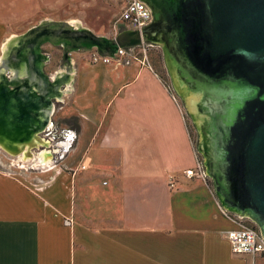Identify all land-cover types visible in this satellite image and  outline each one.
Segmentation results:
<instances>
[{
  "label": "crops",
  "instance_id": "obj_1",
  "mask_svg": "<svg viewBox=\"0 0 264 264\" xmlns=\"http://www.w3.org/2000/svg\"><path fill=\"white\" fill-rule=\"evenodd\" d=\"M42 12L43 0H0V55L12 26ZM71 57L61 165L34 180L0 169V264H264L231 251L244 217L185 176L198 150L164 76L147 61Z\"/></svg>",
  "mask_w": 264,
  "mask_h": 264
},
{
  "label": "water",
  "instance_id": "obj_2",
  "mask_svg": "<svg viewBox=\"0 0 264 264\" xmlns=\"http://www.w3.org/2000/svg\"><path fill=\"white\" fill-rule=\"evenodd\" d=\"M154 14L175 94L195 108L206 179L221 207L250 218L264 239V0H137ZM122 29L113 38L76 23L44 20L3 44L0 55V147L10 155L43 145L55 102L69 94L72 53L147 39ZM61 49L59 71L45 72L42 46ZM42 140V141H41Z\"/></svg>",
  "mask_w": 264,
  "mask_h": 264
},
{
  "label": "rangeland",
  "instance_id": "obj_3",
  "mask_svg": "<svg viewBox=\"0 0 264 264\" xmlns=\"http://www.w3.org/2000/svg\"><path fill=\"white\" fill-rule=\"evenodd\" d=\"M121 9V0H43L42 16L38 18H23L18 20V23L12 26L11 30L13 32L7 37V39L24 33L31 27L37 25L39 22L44 20H59L76 23L83 27L91 29V31L95 35L113 38L120 30H122L120 25L117 23L118 16L121 13ZM148 44V42L144 44V56H142L143 54H141V51H138V57L140 58L139 60L147 61V63H150L149 65L152 68L158 70V72L164 76L166 82L170 85V88L174 92L172 84L173 80H170V77L168 76L165 67L166 63L164 61L162 45ZM42 51L49 57V62H47V64L45 65V72L52 75L57 70L59 71L58 62L60 61L62 56L61 49L50 44H45L42 46ZM92 51L94 50L88 52L92 53ZM174 95L175 98L177 97V100L179 101L181 107L186 112L185 116L186 122L188 124L189 136L198 150L202 144V141L198 136L199 124L197 122L191 121V117L197 116L195 108L191 107L187 100L181 101L179 97L175 94V92ZM66 96L67 95H63L62 97L63 100L65 99V103L63 105L61 103L55 102V111L51 116V121L54 123L56 129H58L59 132L65 131V133L67 134V130L72 127L74 128L75 124L73 122V118H71L72 116L66 115ZM51 133H54L53 130L51 131ZM51 133L48 134V131H46L41 134L40 137L43 141L47 140V138L52 135ZM60 142L61 141H59V139L54 138V141H49V144L46 147L43 145L41 147L39 145L37 147H34V149H32L31 151L32 158L30 157L26 161L21 160L17 156L15 157L8 154L0 147V169L17 173L22 169V171H24L25 173L33 174L32 180L36 179L37 175L40 176L48 174V169L51 168L53 165H61V162L63 161V159H61L63 150L61 149L62 151H60L55 156L52 155L51 160L44 165H39L38 163H35V158L38 153L44 150L51 151V149H53L55 145L60 144ZM198 160L203 163L199 152ZM210 182L211 180H209L208 183L212 185V183ZM170 183H168V185H170ZM243 220L245 222V226H256V224L253 223L250 218L246 217Z\"/></svg>",
  "mask_w": 264,
  "mask_h": 264
},
{
  "label": "built area",
  "instance_id": "obj_4",
  "mask_svg": "<svg viewBox=\"0 0 264 264\" xmlns=\"http://www.w3.org/2000/svg\"><path fill=\"white\" fill-rule=\"evenodd\" d=\"M121 1L122 9L118 16L117 23L122 29L143 30L151 23L152 11L146 4L137 0ZM144 44L145 43L127 49H125V47L118 48L114 58L101 56L94 50L91 53V64L100 63L109 65L113 62H120L123 59L138 61L140 59L138 57V51H141V54H143L142 56L145 55ZM202 165L203 163L198 160L197 165H195L194 168L185 170V176L188 177V179H200L208 182L210 179H206L207 174ZM170 185L173 187V184L170 183ZM223 213L230 218L234 216L226 213V211H223ZM66 224H70L69 220L66 221ZM227 238L233 254L261 255L264 257V239L259 228L254 229L253 227L241 225L239 229H233L227 232Z\"/></svg>",
  "mask_w": 264,
  "mask_h": 264
},
{
  "label": "flooded vegetation",
  "instance_id": "obj_5",
  "mask_svg": "<svg viewBox=\"0 0 264 264\" xmlns=\"http://www.w3.org/2000/svg\"><path fill=\"white\" fill-rule=\"evenodd\" d=\"M153 22H154V14L152 13V21H151V23L147 26V28L149 29V31L147 32L148 34H147V37H148V39L144 42V43H146V42H148L149 44H159L157 41H156V39H157V37L151 32L152 31V24H153ZM148 44V45H149ZM160 45V44H159ZM164 56V55H163ZM166 67V66H165ZM166 70H167V73H168V76L170 77V80H172V77H171V74H170V72L168 71V69H167V67H166ZM49 130H53V134L51 133V131H49ZM46 131H48V134H52L50 137H48L47 138V140H44V141H46V142H49V141H54V138H56V139H59V141H61L60 143H61V145H59V146H56L55 145V147H53V149H51V152H52V155H56V154H58L60 151H62L63 153H62V155H61V159H64L65 158V156H66V154H67V150H68V148L70 147V145H72V143L74 142V138L73 137H71L70 135H68V134H66L65 133V131H61V132H59L58 131V129H56V126L54 125V123L52 122V126L50 127V128H48ZM45 131V132H46ZM200 136V135H199ZM201 139H202V137H201ZM64 143H69L70 145L69 146H67V144H64ZM202 145V144H201ZM62 149V150H61ZM200 155H201V159L203 160V163H204V156H203V154L202 153H199ZM204 165V164H203ZM202 165V166H203ZM204 167V166H203ZM204 169H205V167H204ZM211 180V179H210ZM213 181L211 180V182L210 183H212Z\"/></svg>",
  "mask_w": 264,
  "mask_h": 264
},
{
  "label": "bare ground",
  "instance_id": "obj_6",
  "mask_svg": "<svg viewBox=\"0 0 264 264\" xmlns=\"http://www.w3.org/2000/svg\"><path fill=\"white\" fill-rule=\"evenodd\" d=\"M42 141V140H41ZM43 143V146H47L49 144V142H46V141H42ZM31 149H29L28 147L24 148L22 151H20L19 153H13L14 155L13 156H20V155H25V157H31L32 156V153H31ZM52 158V152L50 153L49 151H42L40 153H38V155L36 156L35 158V163H38L39 165H44L46 163H48ZM24 159V158H22Z\"/></svg>",
  "mask_w": 264,
  "mask_h": 264
},
{
  "label": "trees",
  "instance_id": "obj_7",
  "mask_svg": "<svg viewBox=\"0 0 264 264\" xmlns=\"http://www.w3.org/2000/svg\"><path fill=\"white\" fill-rule=\"evenodd\" d=\"M244 223H245L244 220H242V221H241V224H242L243 226H245ZM249 227H253V226H249ZM253 228L256 229L257 227L255 226V227H253Z\"/></svg>",
  "mask_w": 264,
  "mask_h": 264
}]
</instances>
